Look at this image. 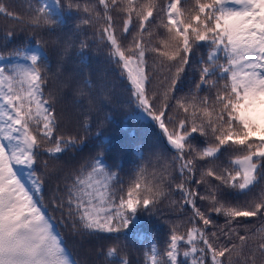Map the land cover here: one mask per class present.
<instances>
[{"label": "snow or ice", "instance_id": "1", "mask_svg": "<svg viewBox=\"0 0 264 264\" xmlns=\"http://www.w3.org/2000/svg\"><path fill=\"white\" fill-rule=\"evenodd\" d=\"M62 7L35 0L20 16L0 0V13L33 34L62 23ZM66 7L83 12L77 27L91 28V43L108 49L128 103L160 130L166 151L153 152L127 181L103 153L80 161L57 188L56 207L74 230L118 237L165 201L181 216L188 206L186 219L171 222L164 250L152 243L148 264H264V0H67ZM13 36L6 31L5 41ZM88 47L85 37L81 53ZM201 50L197 79L183 92ZM48 70L47 54L27 45L0 52V264H75L36 194L55 171L41 156L58 159L86 141L97 92L90 78L74 86L87 98L83 134L65 135L60 97L45 91ZM97 87L107 98L116 85ZM121 251L117 239L106 264H130Z\"/></svg>", "mask_w": 264, "mask_h": 264}, {"label": "trees", "instance_id": "2", "mask_svg": "<svg viewBox=\"0 0 264 264\" xmlns=\"http://www.w3.org/2000/svg\"><path fill=\"white\" fill-rule=\"evenodd\" d=\"M9 11L14 15L24 16L28 12V5L35 0H3ZM52 4V0H47ZM81 3H94L96 0H80ZM62 8L58 9L62 23L48 30H38L33 34L31 30L20 31L17 21L0 13V52L7 53L17 45L38 46L47 54L49 66L48 87L57 92L60 101L57 109L61 113V131L65 134L82 135L81 121L87 108V98L76 97L74 86L85 78L93 81V91L97 92L94 109L90 113L88 123L91 125L87 139L78 150L63 153L58 159H52L43 154L41 159L49 161L50 169L54 173L44 176L43 192L37 193L47 214L52 218L55 232L63 239V244L70 258L75 264H106L104 253L117 239L122 248L121 256L126 257L130 264H148L150 246L156 243L162 252L166 247L170 235L171 222L184 220L190 215V209L185 206L184 215L181 216L168 206L167 201L160 204L152 212H141L136 222L128 229L115 234L98 233L90 234L74 230L71 221L62 213L53 202L57 188L64 189L65 173H68L80 161L103 153L106 163L117 171L121 178L127 181L138 165L148 162L153 152H164L165 142L160 130L150 118L135 104L128 103L127 87L118 79L117 70L109 61L108 49L101 42L91 43L93 30L79 24L83 12L73 8L67 9V0H61ZM14 31V36L5 41V32ZM89 40V47L81 53L80 41ZM7 44V47L4 45ZM66 45H70L65 52ZM197 52L193 57L191 67L186 69L183 82V92H187L197 79L196 60L202 52ZM12 62L27 63L25 58L12 57ZM65 83L72 87L63 88ZM103 83L115 84L116 87L107 98L98 94V85ZM183 92L181 94H183ZM83 101L80 103L78 101ZM202 146L200 141H194ZM141 153L143 158L141 159ZM37 172L43 176L42 169L38 166ZM22 175L28 181V170L24 169ZM199 172L197 171V177ZM194 186V185H193ZM29 187L31 184L29 183ZM203 194V190L201 189ZM180 199L178 195L173 197ZM198 205L203 207L201 202ZM223 224V216L217 218ZM255 228L260 224L254 218H247ZM244 233H241L243 235Z\"/></svg>", "mask_w": 264, "mask_h": 264}, {"label": "rangeland", "instance_id": "3", "mask_svg": "<svg viewBox=\"0 0 264 264\" xmlns=\"http://www.w3.org/2000/svg\"><path fill=\"white\" fill-rule=\"evenodd\" d=\"M32 51H41L40 50V48L38 47V46H34L33 48H32ZM27 61V60H26ZM27 63H28V61H27Z\"/></svg>", "mask_w": 264, "mask_h": 264}]
</instances>
